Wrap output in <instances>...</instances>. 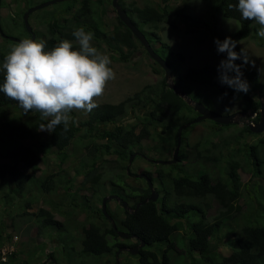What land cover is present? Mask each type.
<instances>
[{"label": "trees", "instance_id": "obj_1", "mask_svg": "<svg viewBox=\"0 0 264 264\" xmlns=\"http://www.w3.org/2000/svg\"><path fill=\"white\" fill-rule=\"evenodd\" d=\"M76 1L78 0L68 1L67 11H72L74 5L69 2L75 3ZM101 1L103 0H98L100 4ZM187 1L188 5L185 4ZM201 1L211 6V11L209 12L211 18L205 21L203 25L210 30L213 39L218 38L223 41L226 37H231L233 40L239 41L257 32L258 28L254 24L255 22L243 20L235 8L229 9L228 4L232 3L235 5L238 0ZM170 2L171 0H160L157 5L146 4L138 6L126 4L125 0H120L122 8L128 12L132 20L145 33L152 44L154 41H160L162 47H165L171 55L183 59L181 54L173 51L170 45L161 40L158 31L146 29L147 26H155L157 28L159 24L168 22L167 15L170 13ZM185 3L180 7L174 8L175 17L170 23L175 28H178L176 24L178 20L186 23L188 27L196 23L194 16L189 14L187 10L191 2L186 0ZM74 12L76 15L74 16L75 21L72 22V27H69L67 31L64 29L60 32V35H56L55 30L50 29L51 35L45 40V49L47 51L54 48L62 40L76 39L72 35L73 30L83 27L85 31L92 32L95 38L101 40L100 44L104 41L108 50L119 54L120 59L129 60L130 54L136 46V41L139 40L118 15V25L114 26L112 30H107L104 29L107 26L102 25L99 17L98 20L95 18L93 22L87 21L88 14L92 12L89 0H83L82 6ZM219 12L227 18L234 19L238 23V27L227 34L221 33L218 30V22L215 17ZM93 13H97V10H94ZM59 25L58 19H55L52 27H58ZM24 27L26 28L25 23ZM63 27L66 28L67 26ZM189 31H193V29ZM35 33L37 34L38 32L35 31ZM78 47L73 46V49L78 50ZM123 47L127 48V54L124 52ZM234 50L239 53L241 47L236 46ZM169 60L171 61L170 58ZM235 63L242 65V78L247 80L250 86L247 93H236L232 88L219 83V63L191 67L189 74L196 79L200 77L202 82L209 81L212 86L217 87L223 93L235 95L244 100L242 110L255 113L254 121L257 123L261 118L262 101L252 97L249 92L258 89L260 93H264V85L259 82V75L256 70L248 67L247 64H243L242 60L238 59ZM230 75H234V73H230ZM3 82L4 73L0 72V84ZM179 83H182L184 88L185 84L183 82ZM187 89L189 90V88ZM8 105L14 106L18 104L8 99L3 93H0V108ZM98 105L97 108L89 113V118L81 121L80 125L70 124L69 131L66 133L62 131V125L58 126L56 132L49 134L45 142L40 141V133L36 127L34 126L33 128V125L25 121H4L1 124L0 181L4 183L10 182L13 191V193L12 191L5 192L0 198V204L3 207H11L14 203L18 204L21 202L19 199L32 193V197L26 199L24 203L25 207H30L35 201L33 192L39 190L41 193H49L56 190L55 173L37 175L36 171L39 168V162L53 148L61 153L62 160H65L69 156L70 145H72L73 141L76 142L75 138L81 126H85L91 137L98 135L107 141L101 143L94 139L77 141L86 150L85 158L88 162L83 167H91L83 168V172L81 171V174H84V179L71 200V203L76 208L85 207L89 212V224L81 223L83 232L82 250L79 253L81 257L93 255L98 261L103 255L107 254H112L116 257L118 249L128 245L119 240L120 235L117 231L119 229L129 232L131 235H136L138 237L136 244H140L142 240L146 242V245L140 248L138 254H135L137 264H264V185L260 184L259 179H257H264V136H259L260 133L253 132L249 123L242 129L245 133L259 136L254 143L245 144L247 155L253 165L252 180L250 179V181L243 183L238 171V167L242 166V163L233 157L228 161L227 165H224L225 177H213L212 173L202 163L201 167L196 168L193 172H184V174H180L177 177H171V185L169 187L166 185L161 187L163 192L161 189L158 191L159 193L161 192V196L157 200L149 199L137 206L138 203L143 202L151 195L149 186L136 187L129 183H126L125 186L122 183L123 174L120 172L117 175L119 181L114 182L108 193L101 195L102 189H96L99 186H103V183L100 182L101 174L98 173V168L96 167L97 160L103 158L104 154L110 153L118 154L120 160L124 159V151L132 150L143 139L151 136L150 127L153 124L163 125L168 128L178 126L179 128L182 124L183 113L193 110V106L187 103L173 89L169 88L166 80L162 81V85H147L141 91L119 103ZM129 107L146 109L145 115L140 118L138 124L126 126L117 123L118 119L126 114ZM102 122L116 123V125L113 130H110L99 127L98 124ZM43 123H46V121ZM138 126H140L139 132L136 130ZM184 132L185 130H183L182 135H184ZM28 139L33 140L35 143H26ZM37 143L38 145H36ZM114 145L116 146L115 148H113ZM259 150H261L262 154ZM180 153L182 154L181 149ZM4 158L8 160L2 161ZM200 158L214 163H217L220 159L211 155L204 157L198 153L195 159L199 160ZM116 161L119 169L124 170L125 165L119 164L118 160ZM146 172L149 175L148 177L154 181L153 174L149 171ZM158 173L162 176V169H159ZM70 181L72 179H68V182ZM161 182L164 184L165 180L162 179ZM98 184L100 185L98 186ZM91 187L94 188L91 197L84 193H79V190H90ZM66 192L65 194H72L70 191ZM109 194H117L121 200L118 203L121 207V213L119 210L110 209L108 206L109 202L107 205V211L115 220L117 229L114 228L111 220L103 212L102 199ZM211 197L219 203L218 212L212 219L208 215L211 209ZM243 197L246 198L245 202L248 206L244 212L243 205L240 203ZM78 199H81V201H78ZM124 201H127L132 206L131 209L123 208ZM35 214L42 216L41 227L53 226L60 229V231H65V221L56 219L55 213L51 209L41 207ZM64 214H67V212H64ZM98 217L102 218L104 223L91 221ZM182 219L188 220L187 243L185 238L182 240L174 238V234L182 229ZM2 241L3 239H0V245ZM224 249L229 250V252L225 253ZM174 252L177 253L176 260L173 257ZM16 255L17 253L15 252L10 254L11 264H16ZM50 255L54 256L55 253L52 252ZM186 259H188V262H185ZM115 261L116 264H119L116 258ZM81 262L84 263L83 261ZM131 262L127 264H131ZM0 264L10 263L0 260Z\"/></svg>", "mask_w": 264, "mask_h": 264}, {"label": "rangeland", "instance_id": "obj_2", "mask_svg": "<svg viewBox=\"0 0 264 264\" xmlns=\"http://www.w3.org/2000/svg\"><path fill=\"white\" fill-rule=\"evenodd\" d=\"M50 0H1L0 8V23L4 32L8 35L16 36L21 39H30L31 36L25 31L23 15L26 13L29 7L47 2ZM69 0L59 1L54 4H50L46 7L35 10L29 17V23L33 27L34 31H37V37L35 41L46 40L51 35L50 29H54L56 35H60V32L65 29L68 30L72 27V22L75 18V10L82 6L83 0H78L75 3L69 2L73 5L72 11H67V4ZM126 4H134L138 6H144L146 4L157 5L160 0H125ZM186 0H171L170 13L167 15L168 22L161 23L156 28L155 26H147L146 29H154L158 31V35L161 40L171 46L172 50L183 56V59L175 55H171L165 47H162L160 41H154L153 46L157 51L166 57L173 66V81L174 83L186 91L194 100L202 102L208 108L218 111L223 114L234 113L242 110L244 100L238 98L235 95H224L217 87L212 86L209 81L202 82L201 78H193L189 72L191 67H200L205 64H217L226 57V54H218L214 39L211 36L209 29H206L203 25L205 21L209 20V12L211 6L201 0H189L191 4L187 7L189 14L194 16V25L188 27L186 23L180 20L176 21L178 28L171 25L170 22L175 17L174 8L184 5ZM113 0H89V6L92 9L87 16L88 22H93L98 17L102 21V25L107 26V30L114 29V26L118 25L117 11L115 10ZM188 5V1L185 3ZM97 10V13H93ZM218 22V30L227 34L232 32L238 27V23L231 18L223 16L222 13H217L216 16ZM82 18V17H81ZM55 19H58L60 25L58 27L53 26ZM255 24V23H254ZM63 26H67L64 28ZM259 26L257 25V28ZM193 29V31H189ZM73 43V46H78L76 39L69 40ZM99 39L93 36L92 45L98 49L99 52L109 56L111 64L109 67L116 73V78L110 80L107 83L104 94L96 99L97 104L103 103H119L126 98L134 95L136 92L141 91L147 85H162V81L165 80L164 69L154 61L148 54L142 43L136 41L134 51L130 54L129 60H122L119 54L108 50L106 44H100ZM237 45L244 48L252 63L247 64L248 67L256 70L259 75V82L264 85V38H260L256 35V32L249 37L237 41ZM17 42L5 38L0 33V65H2L6 54L10 51L11 46ZM46 50V49H45ZM124 52L127 54V48L123 47ZM47 51V50H46ZM165 52L166 55H165ZM185 84L184 89L182 83ZM189 88V90L187 89ZM264 88V86H263ZM176 92V91H175ZM177 93V92H176ZM179 94V93H177ZM249 94L255 99H261L264 102V93H260L258 89L249 92ZM180 95V94H179ZM181 96V95H180ZM135 102V101H134ZM188 103V102H187ZM193 106V105H192ZM146 109L130 108L126 114L119 118L117 123H121L126 126L138 124L140 118L145 115ZM70 115L73 117L75 125H80V122L89 118V113L73 110ZM182 124L190 121L197 116V111L188 110L183 113ZM256 117V114L252 111L245 112L237 117L238 121L229 126H220L211 119H205L194 123L187 127L184 132L181 151L176 163L162 164L152 162L146 159L144 156L150 159H172L176 149V138L178 126L166 127L163 125L153 124L150 127L151 136L145 138L141 143L135 145L132 150L128 149L124 151V159L120 160L119 155L116 153L104 154L103 158L97 160L96 167L98 173L101 174L100 182L103 186L96 188L101 190V195L108 193L113 187L114 182L119 181L118 173L122 172V183L126 186L129 183L133 186H147V181L140 176L142 171H150L154 177V186L157 191H160L163 185L169 187L171 185V177H177L184 172H193L196 168H200L201 164L212 173L213 177L224 176V165L228 164V161L233 157L241 161L242 166L238 167V171L242 177L243 183L252 180V168L249 157L247 155L246 143H254L258 140L259 136H264V132H260L259 136L254 134L245 133L242 131L247 123ZM25 121L31 125L37 127L41 121L39 113L30 112L24 114L19 105H8L0 108V132L1 124L4 121L19 122ZM99 127L113 130L116 123L102 122L98 124ZM137 132L140 131V126L136 128ZM39 132V131H38ZM40 141L45 142L49 133L39 132ZM96 133V132H95ZM94 139L98 143L107 141L98 135L90 136V133L86 130L85 126H81L75 140L69 147V156L62 160L61 153L57 152L54 148L50 150L49 154L43 157L39 162V168L36 171L37 175H44L55 173V182L57 185L56 190L49 193H41L37 190L33 192L35 197L34 203L30 207H25L24 203L26 199L32 197V193L28 196L19 199L21 202L18 204H12L11 207H3L0 204V239H3L0 245V260L5 255L6 262L11 264L10 254L12 252L17 253L15 257L16 264H116V257L112 254L103 255L100 261L96 260L93 255L80 256L82 250V226L81 223L89 224L88 211L86 208H76L72 203V196L81 186V182L84 179V174L81 171L90 166H85L88 160L85 158L86 150L77 141H87ZM0 141L2 137L0 136ZM28 144H34L31 139L26 141ZM78 144V145H75ZM38 145V143L36 144ZM116 146L114 145L113 148ZM261 149V148H260ZM261 152V150H259ZM134 152H141L144 156L137 155L131 164H129V158ZM200 153L206 157L208 155L219 157L217 163L205 161L203 158L199 160L195 159V156ZM262 154V152H261ZM85 158V159H84ZM4 158L2 161H7ZM119 164L125 165V169H119ZM130 166V169H128ZM84 168V169H83ZM91 168V167H90ZM162 169V176L159 175L158 170ZM31 171L30 169H27ZM87 171V170H86ZM138 175V176H136ZM225 177V176H224ZM68 179L72 181L68 182ZM162 179L165 183L162 184ZM259 179L260 184L264 185L263 178ZM105 185V186H104ZM13 186V184H12ZM90 186V184H88ZM128 189V187H126ZM93 189L79 190V193H84L91 197ZM162 190V189H161ZM10 182L0 181V198L5 192H11ZM66 191L72 192L68 195ZM163 192V190H162ZM13 193V191H12ZM161 193V192H160ZM159 193V194H160ZM161 195V194H160ZM209 200V198H208ZM81 201V199H78ZM246 198L243 197L240 203L243 205V212L247 210ZM211 209L208 215L212 219L218 212L219 203L211 197ZM111 207L121 213V207L116 200H111ZM41 207L51 209L55 213L56 219L65 221V231L54 228L53 226L41 227L42 216H38L35 213ZM26 211V212H25ZM67 212V214H64ZM243 215V214H242ZM98 223H104L102 218H96L94 220ZM183 226L176 234L174 238L182 240L185 238L186 243L188 239L186 237L187 231V219H182ZM77 224H79L77 226ZM78 227V228H77ZM118 239V238H116ZM120 241L131 245L130 238L119 237ZM54 252L52 256L50 253ZM225 253L229 250L224 249ZM135 254L129 251H121L119 253V264H127L130 261L131 264H137ZM174 260L177 259V253H173ZM176 257V258H175ZM56 259V263L53 261ZM83 261L84 263H82ZM188 262V259L185 260Z\"/></svg>", "mask_w": 264, "mask_h": 264}, {"label": "clouds", "instance_id": "obj_3", "mask_svg": "<svg viewBox=\"0 0 264 264\" xmlns=\"http://www.w3.org/2000/svg\"><path fill=\"white\" fill-rule=\"evenodd\" d=\"M228 7L235 8L243 20L255 22L259 26L256 35L264 38V0H238L235 5L229 3ZM72 35L78 50L73 49L69 40H62L46 51L45 40L26 38L11 46L0 65V72L4 73L0 93L17 102L24 114L39 113L40 120L46 121L37 127L39 132L51 134L61 125L64 133L69 131L70 124L75 123L70 113L73 110L91 113L99 106L96 99L104 94L107 83L116 78V73L109 67V56L92 45V32L80 27L73 30ZM237 43L231 37L223 41L214 39L218 54H226L218 65V81L236 93H247L250 86L242 78V65L235 61L239 59L243 64L252 63L253 66L254 61L244 48L239 53L234 50ZM110 200L121 202L120 199ZM6 260L1 257V261ZM53 261L56 263V259Z\"/></svg>", "mask_w": 264, "mask_h": 264}, {"label": "water", "instance_id": "obj_4", "mask_svg": "<svg viewBox=\"0 0 264 264\" xmlns=\"http://www.w3.org/2000/svg\"><path fill=\"white\" fill-rule=\"evenodd\" d=\"M59 1H65V0H50L38 5H35L33 7H30L26 13L24 14V22L26 25V28L28 31H32V26L29 23V16L32 12H34L35 10H38L40 8L46 7L50 4H54L56 2ZM0 4H1V0H0ZM114 8L116 9L118 16L120 17V19L127 25L128 28H130V30L132 31V33L135 35V37L142 43V45L144 46V48L146 49V51L148 52V54L152 57V59H154L165 71V80L167 81L169 88L173 89L174 91H176L177 93H179L189 104L193 105L194 110H196L199 115L196 116L195 118L191 119L190 121L183 123L180 125V127L178 128V135H177V146L175 149V153L173 155L172 159H156L155 162H159V163H164V164H173L177 161L178 159V155H179V151H180V147H181V142H182V133L183 130L187 127H189L190 125L197 123L199 121L205 120V119H211L212 121L219 123V124H223V125H229V124H233L236 123L238 121L237 117L244 114L243 110L234 112V113H229V114H223L220 113L218 111H215L213 109L208 108L206 105H204L202 102L196 101L194 100L186 91H184L182 88L178 87L174 81H173V66L171 65V63L164 58L152 45V43L150 42V40L147 38V36L145 35V33L138 27V25L132 20V18L130 17V15L128 14V12L122 8L121 4H120V0H113L112 2ZM0 33L2 34V36L9 38L10 40L19 42L22 39L16 36H12V35H7L3 32L1 25H0ZM33 38L32 40L35 39L36 34L33 32L32 33ZM250 128L253 132L256 133H260L264 131V102H262V107H261V118L260 121L258 123H256V125H251L250 124ZM141 154L140 152H134L130 158H129V164H131L133 162V159L138 155ZM143 155V154H142ZM128 169H130V166H128ZM146 179L148 181L149 187L151 189V195L145 199L143 202H140L137 204V206H140L141 203H145L146 201H148L149 199L155 201L158 199L159 197V192L155 189L153 181L151 180V178H149L146 175ZM110 199H120V197L117 194H113V195H108L106 197H104L103 199V212L104 214L111 220L113 226L115 229H117V225L115 220L113 219V217L110 215V213H108L107 211V202ZM124 207L128 206V202L124 201L123 202ZM118 234L124 238H130V237H137L136 235H131L129 232H125L122 230L117 229ZM138 238V237H137ZM146 245L145 241H141L139 245L131 247L130 248V252L133 254H138L139 249L141 247H144ZM124 249V247H120L118 249L117 252V261L119 263V253Z\"/></svg>", "mask_w": 264, "mask_h": 264}, {"label": "flooded vegetation", "instance_id": "obj_5", "mask_svg": "<svg viewBox=\"0 0 264 264\" xmlns=\"http://www.w3.org/2000/svg\"><path fill=\"white\" fill-rule=\"evenodd\" d=\"M30 8V7H29ZM28 8V9H29ZM27 9V10H28ZM26 12V11H25ZM33 13V12H32ZM31 13V14H32ZM25 14V13H24ZM30 14V15H31ZM23 18H24V15H23ZM23 22H24V19H23ZM26 26V25H25ZM33 28V27H32ZM25 31L27 32V33H29L30 34V36H31V38L30 39H32L33 38V35H32V33L34 32L35 33V31H34V29H32V31H28L27 30V28H25ZM36 34V33H35ZM2 35V34H1ZM36 37H37V34H36ZM36 37H35V39H36ZM6 38V37H5ZM35 39H34V41H35ZM199 115V113L197 112V116ZM141 153V152H140ZM138 155H142V153L141 154H138ZM142 156H144V155H142ZM146 159H149L150 161H152V162H155V160L156 159H150V158H147L146 156H144ZM178 160V159H177ZM157 163V162H156ZM159 163V162H158ZM176 163V162H175ZM160 164V163H159ZM162 164H164V163H162ZM174 164V163H173ZM170 165H172V164H170ZM146 171H148V170H145V171H142L141 173H140V176H142L146 181H147V179H146V175L147 176H149L148 174H147V172ZM150 172V171H149ZM136 176H138V175H136ZM153 184H154V181H153ZM147 186H149V184H148V181H147ZM155 187V186H154ZM150 188V187H149ZM151 190V189H150ZM109 195H113V194H109ZM106 196H108V195H106ZM106 196H104V197H106ZM161 195H159V197H160ZM104 197H103V199H104ZM103 199H102V207H103ZM110 201L111 200H108V202L110 203ZM108 202H107V205H108ZM118 203H119V201H117ZM109 206V208L110 209H112L113 210V208L111 207V205L109 204L108 205ZM131 205L128 203V206L127 207H124L123 206V208L124 209H131ZM130 239L131 240H133L132 241V243H131V245H127V246H124V249L122 250V251H129L130 252V248L131 247H133V246H137V245H139V244H136V242L138 241V238L137 237H130ZM121 242H124V241H121ZM125 243V242H124ZM127 244V243H126ZM140 250V249H139Z\"/></svg>", "mask_w": 264, "mask_h": 264}, {"label": "built area", "instance_id": "obj_6", "mask_svg": "<svg viewBox=\"0 0 264 264\" xmlns=\"http://www.w3.org/2000/svg\"><path fill=\"white\" fill-rule=\"evenodd\" d=\"M250 123H251L252 125H254V121H252V120H251V122H250ZM2 259H3V260H6V257H5V256H3V257H2Z\"/></svg>", "mask_w": 264, "mask_h": 264}]
</instances>
